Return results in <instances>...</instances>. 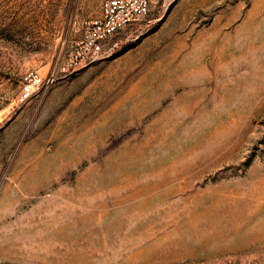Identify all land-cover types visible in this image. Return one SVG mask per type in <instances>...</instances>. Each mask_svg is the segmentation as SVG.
Returning <instances> with one entry per match:
<instances>
[{"label":"rangeland","instance_id":"rangeland-1","mask_svg":"<svg viewBox=\"0 0 264 264\" xmlns=\"http://www.w3.org/2000/svg\"><path fill=\"white\" fill-rule=\"evenodd\" d=\"M103 0H0V264H264V0H152L21 100Z\"/></svg>","mask_w":264,"mask_h":264},{"label":"built area","instance_id":"built-area-1","mask_svg":"<svg viewBox=\"0 0 264 264\" xmlns=\"http://www.w3.org/2000/svg\"><path fill=\"white\" fill-rule=\"evenodd\" d=\"M151 1L103 0L99 14L84 22L79 36L67 44L44 76L37 72L24 76L20 99L30 98L40 88L52 85L60 77L72 74L97 59L104 52L109 38L145 21Z\"/></svg>","mask_w":264,"mask_h":264}]
</instances>
